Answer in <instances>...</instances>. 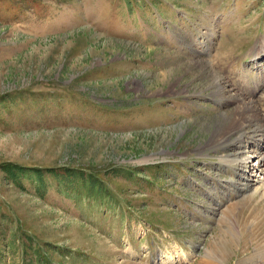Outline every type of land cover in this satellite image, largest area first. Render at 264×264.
Wrapping results in <instances>:
<instances>
[{
  "label": "rangeland",
  "instance_id": "1",
  "mask_svg": "<svg viewBox=\"0 0 264 264\" xmlns=\"http://www.w3.org/2000/svg\"><path fill=\"white\" fill-rule=\"evenodd\" d=\"M244 100L264 0H0V264H264Z\"/></svg>",
  "mask_w": 264,
  "mask_h": 264
},
{
  "label": "bare ground",
  "instance_id": "2",
  "mask_svg": "<svg viewBox=\"0 0 264 264\" xmlns=\"http://www.w3.org/2000/svg\"><path fill=\"white\" fill-rule=\"evenodd\" d=\"M243 103L245 104L243 105ZM242 105L239 107V109H237L239 111L237 113H239V115L244 116L243 119H239L237 117V113H234V115L232 113L230 115L229 113L228 116L229 118L227 119V121L231 122L232 123L231 125H233L234 127H232L227 132L228 134L227 137H232L231 135L237 133L238 135L237 141L239 142H243L242 140L245 139H247V141L254 140L258 136L264 137V122L261 123V121L259 120V116H258L259 113L257 112L258 110L255 107V105L251 101L246 102L245 100L242 102ZM227 139L228 138H226V140ZM218 140L220 139L218 138ZM254 154H256L257 160L260 161L259 162L260 167H262V163H264V153L259 154L257 151H255ZM230 164L231 165L239 164V161L232 160ZM162 261L163 264H177L179 261L180 262L183 261V258L180 256L178 261L175 258H173V256H166L163 257Z\"/></svg>",
  "mask_w": 264,
  "mask_h": 264
}]
</instances>
